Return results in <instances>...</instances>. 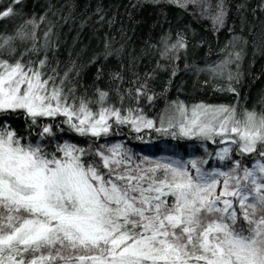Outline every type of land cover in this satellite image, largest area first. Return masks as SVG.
Wrapping results in <instances>:
<instances>
[{
  "label": "snow or ice",
  "instance_id": "obj_1",
  "mask_svg": "<svg viewBox=\"0 0 264 264\" xmlns=\"http://www.w3.org/2000/svg\"><path fill=\"white\" fill-rule=\"evenodd\" d=\"M12 14L11 7L2 10V17ZM223 16L218 5L215 20L222 24ZM29 35L0 39V49ZM186 47L179 36L161 55ZM239 59V52L228 53L200 71L223 75ZM45 65L0 59V264H264V114L245 110L238 117L231 106L189 110L177 103L179 121L174 115L168 128L157 129L226 145L215 158L230 162L227 170H205L207 161L196 159L145 160V167L121 144L93 150L63 143L47 151L3 128L9 115L23 112L33 124L63 117L69 131L96 139L113 124L140 131L155 123L134 108L123 114L104 106L108 93L100 90L93 112L66 87L67 73L58 80ZM144 87L137 97L146 95ZM53 135L44 126L39 138ZM233 148L244 159L234 158Z\"/></svg>",
  "mask_w": 264,
  "mask_h": 264
},
{
  "label": "trees",
  "instance_id": "obj_2",
  "mask_svg": "<svg viewBox=\"0 0 264 264\" xmlns=\"http://www.w3.org/2000/svg\"><path fill=\"white\" fill-rule=\"evenodd\" d=\"M218 5L224 10L222 24L215 20ZM9 7L13 14L2 17ZM0 17V39L30 34L11 42V62L45 60L44 71L55 69L58 80L67 73L65 84L77 103L83 99L96 112L101 107L97 90L104 91V106L123 114L134 108L155 123L140 131L113 124L108 136L96 139L69 131L63 117H41L33 124L23 112L9 115L3 128L23 135V142L45 145L47 151L63 143L93 150L121 144L134 163L145 167V160L196 159L207 161L205 170H227L230 162L215 158L226 145L184 137L177 129H157L168 128L174 115L173 122L179 121L177 103L189 110L196 105L231 106L238 117L245 110L264 114V0H0ZM179 36L187 47L170 58L162 56L165 42L174 44ZM234 52L240 59L229 63L223 75L200 71ZM6 54L0 49V58ZM142 85L146 95L137 97ZM44 126L53 128L52 137L39 138ZM233 156L244 159L235 148Z\"/></svg>",
  "mask_w": 264,
  "mask_h": 264
},
{
  "label": "rangeland",
  "instance_id": "obj_3",
  "mask_svg": "<svg viewBox=\"0 0 264 264\" xmlns=\"http://www.w3.org/2000/svg\"><path fill=\"white\" fill-rule=\"evenodd\" d=\"M10 37V36H8ZM2 50L7 53L5 56H1V57H4V58H0V59H5L8 60L9 62H11V59L12 57L14 56L15 52H11L10 51V46H6L5 48H2Z\"/></svg>",
  "mask_w": 264,
  "mask_h": 264
}]
</instances>
